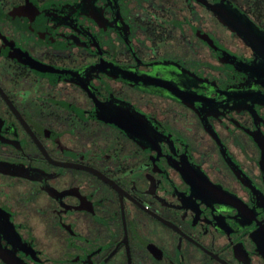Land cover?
<instances>
[{
	"label": "flooded vegetation",
	"instance_id": "obj_1",
	"mask_svg": "<svg viewBox=\"0 0 264 264\" xmlns=\"http://www.w3.org/2000/svg\"><path fill=\"white\" fill-rule=\"evenodd\" d=\"M0 0V264H264V77L225 10Z\"/></svg>",
	"mask_w": 264,
	"mask_h": 264
},
{
	"label": "water",
	"instance_id": "obj_2",
	"mask_svg": "<svg viewBox=\"0 0 264 264\" xmlns=\"http://www.w3.org/2000/svg\"><path fill=\"white\" fill-rule=\"evenodd\" d=\"M220 13V18L227 25L231 26L236 33L254 50L259 64H257V71L264 77V34L256 30V27L242 15L225 10Z\"/></svg>",
	"mask_w": 264,
	"mask_h": 264
}]
</instances>
